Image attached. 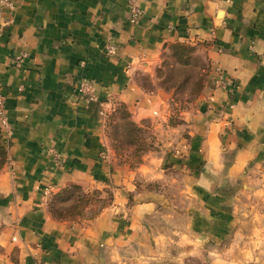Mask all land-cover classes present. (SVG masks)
Returning <instances> with one entry per match:
<instances>
[{"label": "crops", "instance_id": "crops-1", "mask_svg": "<svg viewBox=\"0 0 264 264\" xmlns=\"http://www.w3.org/2000/svg\"><path fill=\"white\" fill-rule=\"evenodd\" d=\"M11 2L0 1V264H264V225L240 231L248 207L227 199L264 196V0H136V21L128 0ZM174 41L198 48L207 73L171 124V92L138 75ZM118 103L153 127L135 166L106 133ZM71 184L111 200L92 218H56L43 189ZM172 242L175 253L153 251Z\"/></svg>", "mask_w": 264, "mask_h": 264}, {"label": "rangeland", "instance_id": "rangeland-1", "mask_svg": "<svg viewBox=\"0 0 264 264\" xmlns=\"http://www.w3.org/2000/svg\"><path fill=\"white\" fill-rule=\"evenodd\" d=\"M202 65H205V59L203 53L194 48L190 56V62L188 64H183L174 61L168 53L164 56V66L159 69L154 70V74L151 75H138V79L147 87L159 86L169 92L171 96L169 98V107L171 109L170 115H172V122L176 119L178 120L179 110L189 103H191L195 98L197 93L200 91L201 85L204 83V71H202ZM199 90V91H198ZM127 116H125L120 110L116 112L110 120L108 126L109 134L111 137L112 144L116 146L117 152L119 153V159L126 160L127 162L134 163L137 154L143 152L144 148L153 145L155 141V135L153 133V127L149 120H143L142 126L139 131H131L127 123ZM133 132V133H132ZM152 142V143H151ZM140 145L141 147L137 150L133 149L134 146ZM155 146V144L153 145ZM145 153V152H144ZM143 153V154H144ZM134 165V164H133ZM135 166V165H134ZM97 192H89V202L88 207L85 209L84 215L89 216L100 208L101 200L98 198ZM229 198L230 206L234 204H246L248 210H241L238 212L243 221V227L239 228L240 231L250 232L253 230V225L256 223L264 225V210H250L253 206H264V196L263 195H246L242 192L232 191V194L227 195ZM69 201L59 202L56 201L55 205L60 207L61 205H68ZM255 222V223H253ZM175 221L171 223L172 229H175ZM170 224V223H169ZM264 228V227H263ZM174 234L173 232H170ZM217 245V244H214ZM223 245V244H219ZM179 244L172 243H158V247L153 248V251L162 252L166 249L172 253H175L179 249ZM178 247V248H177ZM189 248V245H188ZM207 247L205 246V249ZM150 258V262L144 261L143 264H160L162 261H155L154 257ZM199 261V260H198ZM189 264H195L194 259L189 260ZM204 264L207 261L204 260Z\"/></svg>", "mask_w": 264, "mask_h": 264}, {"label": "trees", "instance_id": "trees-1", "mask_svg": "<svg viewBox=\"0 0 264 264\" xmlns=\"http://www.w3.org/2000/svg\"><path fill=\"white\" fill-rule=\"evenodd\" d=\"M194 48H195L194 45H192L186 41L171 42L168 45L167 50L163 51V53L161 55V62L155 67V69L156 68L160 69L162 67V65L164 66V56L167 53L174 61L180 62L183 64H188L190 62V56L192 54V51H194ZM201 67H202V71H204L203 75L205 78V74L207 73V66L202 65ZM139 74H140V76L148 75L146 73H139ZM204 78H203V82H204ZM139 82L141 83V85L143 87H145L147 89L152 88V86H150V87L145 86L140 80H139ZM202 85H201V88H202ZM200 91H201V89H200ZM200 91L197 93L196 97L200 94ZM119 110L125 116H127V118H128L127 123L129 125L131 131H135V132L139 131L141 129V126H142V124L137 123L136 121H134L130 117L129 111L124 104H122V103L115 104L113 109H111L106 115V133H107V136L110 138V141L112 139L110 137L109 130H108V126L110 124L109 119H111V117L116 112H118ZM179 121H180V119L178 118V120L176 119L175 121L172 122V115L169 116V123L175 124V123H178ZM111 144H112V142H111ZM153 145H151L147 148H144L143 152H140L139 154H137L136 160L134 161V163H131V162H127L125 159L124 160L119 159V156H118L119 153L117 152V148H116V146H114L112 144L113 148L115 149L116 155H117V160L120 163H128L131 166L139 164L142 160L143 153L146 152L147 150L153 148L154 147ZM140 147H141L140 145H136V146H134L133 149L137 150ZM6 157H7L6 148L0 139V169L6 161ZM96 192L99 195L98 198L102 199L101 204H100V208L89 216L84 215L85 209L88 207V202L90 200L89 199V192H83L77 184H71L69 186L63 187L58 192H56L55 194L49 196L47 198L48 199L47 200L48 209L51 212V214L56 218H62V219H77L79 217L92 218V217L96 216L100 212V210L104 206H106L111 200V193L110 192H108V194L106 196H101L99 191H96ZM56 201H59V202L69 201V202H68V205H61L60 207H58L55 205Z\"/></svg>", "mask_w": 264, "mask_h": 264}, {"label": "built area", "instance_id": "built-area-1", "mask_svg": "<svg viewBox=\"0 0 264 264\" xmlns=\"http://www.w3.org/2000/svg\"><path fill=\"white\" fill-rule=\"evenodd\" d=\"M3 2L7 7H12V2L11 0H0ZM128 6H129V18L131 21H136L138 18L139 14L141 13V10L139 6L136 3V0H128ZM115 51V45L114 43H108L106 45V53L111 54ZM26 53H22L21 56L25 55ZM20 58L17 57L16 63L19 64ZM216 76H215V81L217 84L221 86H226V78L223 74L222 69H220L218 66H214L213 68ZM88 84L87 83H82L79 86V90H88ZM93 98L95 97L92 95ZM8 125V118L6 116L5 110H4V102H3V95L0 93V128L6 127ZM57 161L60 163L63 161V158L60 157L58 154L55 153ZM50 190L48 187H45L43 189V196L45 198L49 197ZM31 264H38L37 262H32Z\"/></svg>", "mask_w": 264, "mask_h": 264}]
</instances>
